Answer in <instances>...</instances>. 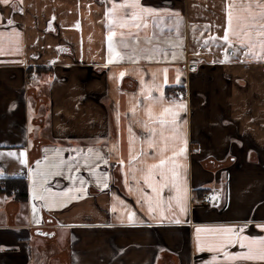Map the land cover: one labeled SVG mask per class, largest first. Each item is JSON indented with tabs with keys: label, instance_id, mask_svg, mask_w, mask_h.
<instances>
[{
	"label": "crops",
	"instance_id": "1",
	"mask_svg": "<svg viewBox=\"0 0 264 264\" xmlns=\"http://www.w3.org/2000/svg\"><path fill=\"white\" fill-rule=\"evenodd\" d=\"M0 176V264H264V0H0Z\"/></svg>",
	"mask_w": 264,
	"mask_h": 264
},
{
	"label": "trees",
	"instance_id": "2",
	"mask_svg": "<svg viewBox=\"0 0 264 264\" xmlns=\"http://www.w3.org/2000/svg\"><path fill=\"white\" fill-rule=\"evenodd\" d=\"M0 193L11 196L17 202L28 198V183L24 177L0 176Z\"/></svg>",
	"mask_w": 264,
	"mask_h": 264
},
{
	"label": "snow or ice",
	"instance_id": "3",
	"mask_svg": "<svg viewBox=\"0 0 264 264\" xmlns=\"http://www.w3.org/2000/svg\"><path fill=\"white\" fill-rule=\"evenodd\" d=\"M4 2H7V0H4ZM9 23H11V21H9ZM230 23H231V18H230ZM108 39H109V41H111L112 40V36H109ZM224 40H226V41L228 40V35L227 34L225 35ZM7 155L8 156H13L14 154L13 153H8ZM261 243H264V241H261ZM239 258L240 259H257L258 258L260 260H264V249L258 250L256 252H253L251 249H249V253H247V254L239 257Z\"/></svg>",
	"mask_w": 264,
	"mask_h": 264
},
{
	"label": "water",
	"instance_id": "4",
	"mask_svg": "<svg viewBox=\"0 0 264 264\" xmlns=\"http://www.w3.org/2000/svg\"><path fill=\"white\" fill-rule=\"evenodd\" d=\"M38 233H39V234H43V235H49V234H47V233H43L42 230H38Z\"/></svg>",
	"mask_w": 264,
	"mask_h": 264
},
{
	"label": "built area",
	"instance_id": "5",
	"mask_svg": "<svg viewBox=\"0 0 264 264\" xmlns=\"http://www.w3.org/2000/svg\"><path fill=\"white\" fill-rule=\"evenodd\" d=\"M173 93H178V91H175V90H174V92H173Z\"/></svg>",
	"mask_w": 264,
	"mask_h": 264
},
{
	"label": "rangeland",
	"instance_id": "6",
	"mask_svg": "<svg viewBox=\"0 0 264 264\" xmlns=\"http://www.w3.org/2000/svg\"><path fill=\"white\" fill-rule=\"evenodd\" d=\"M43 240H45V239H43ZM54 264H56V262H54Z\"/></svg>",
	"mask_w": 264,
	"mask_h": 264
}]
</instances>
